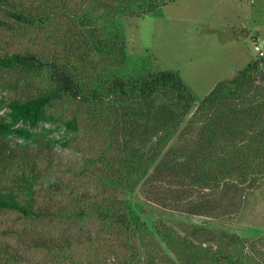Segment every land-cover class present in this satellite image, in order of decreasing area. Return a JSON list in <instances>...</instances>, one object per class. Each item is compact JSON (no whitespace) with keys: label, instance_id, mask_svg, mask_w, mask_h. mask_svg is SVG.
<instances>
[{"label":"trees","instance_id":"16d2710c","mask_svg":"<svg viewBox=\"0 0 264 264\" xmlns=\"http://www.w3.org/2000/svg\"><path fill=\"white\" fill-rule=\"evenodd\" d=\"M162 4L0 0L11 19L0 18V26L34 44L24 52L0 48V69L39 81L34 94L0 99V211L98 230L29 236L27 247L48 264H264V250L235 233L160 218L151 227L138 211L146 200L192 215L230 214L264 176V56L199 103L176 71L150 64L121 73L129 56L117 19ZM56 105L70 117L62 119ZM48 123L86 130L93 190L45 171L23 142L10 143L18 136L54 145ZM0 264L43 263L0 239Z\"/></svg>","mask_w":264,"mask_h":264},{"label":"rangeland","instance_id":"374dc122","mask_svg":"<svg viewBox=\"0 0 264 264\" xmlns=\"http://www.w3.org/2000/svg\"><path fill=\"white\" fill-rule=\"evenodd\" d=\"M142 2L144 0H141ZM155 12L144 17H123L117 22L123 26L127 39L128 64L121 73L130 74L142 66L153 64L159 70H173L180 74L192 92L196 103L204 99L221 81L233 78L257 58L256 43L264 45V0H163ZM162 2V1H161ZM0 18L10 20L5 12ZM33 42L15 35L0 26L1 52H24ZM17 87H15V85ZM39 81L26 72L0 69V99L26 97L36 93ZM55 106L62 119L69 111ZM69 110V109H67ZM6 109H0V115ZM54 145L28 143L11 136L10 143L33 151L41 167L81 187L93 190V177L87 176L92 168L93 147L84 128L68 131L57 123L46 124ZM240 208L221 216L192 215L183 211L154 205L141 200L139 213L152 227L156 219L173 223H191L213 232H230L254 242L264 250V176L248 188ZM91 232L96 226L68 219L30 220L17 212L0 211V239L13 244L31 259L48 264L47 256L29 249L26 240L40 233Z\"/></svg>","mask_w":264,"mask_h":264},{"label":"built area","instance_id":"2783aa9c","mask_svg":"<svg viewBox=\"0 0 264 264\" xmlns=\"http://www.w3.org/2000/svg\"><path fill=\"white\" fill-rule=\"evenodd\" d=\"M255 50L258 53V56H264V45L262 43H256Z\"/></svg>","mask_w":264,"mask_h":264}]
</instances>
